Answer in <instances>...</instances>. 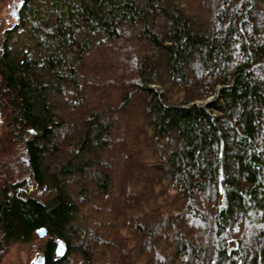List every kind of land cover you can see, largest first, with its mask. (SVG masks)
<instances>
[{
    "label": "trees",
    "instance_id": "16d2710c",
    "mask_svg": "<svg viewBox=\"0 0 264 264\" xmlns=\"http://www.w3.org/2000/svg\"><path fill=\"white\" fill-rule=\"evenodd\" d=\"M21 1L3 238L46 229L45 264H264V0Z\"/></svg>",
    "mask_w": 264,
    "mask_h": 264
},
{
    "label": "rangeland",
    "instance_id": "374dc122",
    "mask_svg": "<svg viewBox=\"0 0 264 264\" xmlns=\"http://www.w3.org/2000/svg\"><path fill=\"white\" fill-rule=\"evenodd\" d=\"M20 1L21 0H0V22L4 27L16 20L13 15ZM180 1L183 5H186V7H190L191 5L195 8L197 5L196 3L198 2L197 7H200L203 4L205 5L209 2L208 0H198V2H194V0ZM158 89H161V87H158ZM139 104L142 105L141 102H139ZM134 111L142 112V109L139 106ZM131 116L133 117V115ZM134 123L135 122H133L131 118V132L133 135H137ZM143 142L146 141L143 140ZM23 152V148L15 142V139L11 134V128L5 114H0V187L8 178L17 179L27 176L24 173ZM32 194L35 198L45 202L53 195V191L48 189L41 191L33 188ZM45 239L36 235L33 241L23 244L6 240L3 238L2 234H0V264H32L36 257L42 254Z\"/></svg>",
    "mask_w": 264,
    "mask_h": 264
},
{
    "label": "water",
    "instance_id": "95a60500",
    "mask_svg": "<svg viewBox=\"0 0 264 264\" xmlns=\"http://www.w3.org/2000/svg\"><path fill=\"white\" fill-rule=\"evenodd\" d=\"M23 7V2L20 1L17 5V9L14 12V19H18L19 17V12L21 10V8ZM42 230V231H41ZM36 235L40 238H47V231L46 229H39L36 232ZM66 252V246L62 241H58L57 245H56V249H55V257L56 258H61ZM45 256L43 254H40L36 257V259L34 260V262L32 264H45Z\"/></svg>",
    "mask_w": 264,
    "mask_h": 264
},
{
    "label": "snow or ice",
    "instance_id": "6c2138e0",
    "mask_svg": "<svg viewBox=\"0 0 264 264\" xmlns=\"http://www.w3.org/2000/svg\"><path fill=\"white\" fill-rule=\"evenodd\" d=\"M42 231V230H41Z\"/></svg>",
    "mask_w": 264,
    "mask_h": 264
}]
</instances>
